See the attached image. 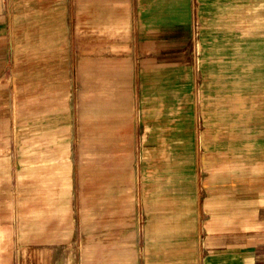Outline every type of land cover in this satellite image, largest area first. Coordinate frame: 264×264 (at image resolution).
Listing matches in <instances>:
<instances>
[{"label": "rangeland", "instance_id": "obj_1", "mask_svg": "<svg viewBox=\"0 0 264 264\" xmlns=\"http://www.w3.org/2000/svg\"><path fill=\"white\" fill-rule=\"evenodd\" d=\"M32 1L0 0L11 24L9 41L0 40V264H127L115 257L122 249L135 264H167L168 244L192 229L181 190L198 147L233 124L241 148L247 125L262 124L257 116L229 123L219 115L223 97L209 45L257 40L261 82L238 103L244 115L263 114L264 0H188L187 10L175 0L174 26L160 23L166 11L152 9V0H139L136 9L111 10L127 16V25L111 20V42L102 39V25L85 35L80 4L73 49L110 50L105 91L101 77L109 69L101 60L45 57L56 44L38 40L43 11ZM172 45L174 57L146 58ZM120 53L138 56L127 81L117 73ZM92 66L94 76L87 74Z\"/></svg>", "mask_w": 264, "mask_h": 264}, {"label": "crops", "instance_id": "obj_2", "mask_svg": "<svg viewBox=\"0 0 264 264\" xmlns=\"http://www.w3.org/2000/svg\"><path fill=\"white\" fill-rule=\"evenodd\" d=\"M133 1L135 5L132 4ZM228 1H231L230 4L236 2V0ZM151 2L152 9L166 11L164 16L167 20L160 22L162 25L180 24L175 22V0H152ZM137 3L139 0H38V3L33 0L32 4H38V8L43 11L39 18L38 40L45 45L56 44L54 54L45 48V57L54 55L56 58H71L76 63L81 57V60L89 59L87 61L92 65L99 59L103 66L108 65L109 69L107 76L103 74L101 77L103 91L111 89L112 54L110 50L100 55L87 50L85 54L80 55L78 50L73 49L75 42L79 49V6L86 5L87 32L85 35L89 34V31L94 32L96 24L102 25L104 31L102 39L111 42V20L113 19L118 26L127 25V20L125 21L127 16L123 11L136 9ZM182 3V8L187 10L188 0H182ZM48 8L54 11L47 12ZM1 9L2 5H0ZM112 9L123 11L114 13L112 17ZM187 24L190 26L191 23L187 21ZM105 26L108 29H104ZM10 27L8 15L0 13V40L5 41L4 37L7 36L6 41H9ZM93 36H95L94 33ZM28 38L29 41L32 40L31 36ZM167 40L169 42V37ZM81 41H94V37L82 36ZM224 41L209 43L211 48L209 54L217 62L219 80L216 85L223 97L219 115H225L223 120L229 123L254 122L253 118L257 116L262 124L258 126V129L253 124L247 125V137L243 138L245 144L243 143L244 146L241 148L239 140L243 136L242 134L240 136V133L238 135V131L233 129V124L225 131L215 129L209 141L206 138L203 147H198L195 164L191 160L189 162L190 167L192 166L191 177L186 180L181 190L185 210L188 211L185 216L191 220L192 229L189 233H185L184 241H173V245L168 244L167 264H264V113L244 115L245 109L238 103L251 99V87L255 86L257 89L260 85L259 45L256 43L257 40H248V37L246 41L254 42L242 43L234 40L226 43ZM59 42L60 46L57 44ZM68 42L71 45L70 50L67 49ZM108 45L111 46L110 43ZM175 53L174 45H172L170 49L169 46L166 51L158 49L146 58L167 57L168 59L174 57ZM146 54L149 52L147 51ZM243 55L248 59L244 60ZM114 59L122 62L120 72L117 73L122 74L127 81L133 73V63L134 61L136 63L138 56L120 53ZM94 66L87 71V74L94 76L96 73ZM89 84L94 87L99 86L100 83L90 82ZM128 84L130 88L133 85L130 82ZM92 86L88 88L91 89ZM127 88L129 89V86ZM227 94L233 95L234 103L225 100L224 97ZM171 132L174 133V126L167 132V137L172 138L168 148L174 151V136H169ZM248 133H257V135ZM194 150L192 145L188 153L194 154L196 152ZM175 244H181V247H175ZM115 257L124 259L127 264H135V256L130 249L120 250Z\"/></svg>", "mask_w": 264, "mask_h": 264}]
</instances>
